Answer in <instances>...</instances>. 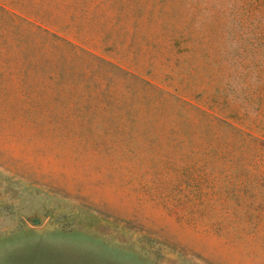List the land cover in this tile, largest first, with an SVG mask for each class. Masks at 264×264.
Listing matches in <instances>:
<instances>
[{
  "label": "rangeland",
  "instance_id": "rangeland-1",
  "mask_svg": "<svg viewBox=\"0 0 264 264\" xmlns=\"http://www.w3.org/2000/svg\"><path fill=\"white\" fill-rule=\"evenodd\" d=\"M0 264H264V0H0Z\"/></svg>",
  "mask_w": 264,
  "mask_h": 264
}]
</instances>
